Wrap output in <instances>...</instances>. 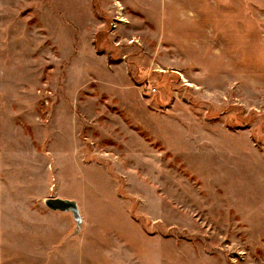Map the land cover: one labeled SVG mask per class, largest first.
<instances>
[{
  "label": "rangeland",
  "instance_id": "obj_1",
  "mask_svg": "<svg viewBox=\"0 0 264 264\" xmlns=\"http://www.w3.org/2000/svg\"><path fill=\"white\" fill-rule=\"evenodd\" d=\"M0 264H264V0H0Z\"/></svg>",
  "mask_w": 264,
  "mask_h": 264
},
{
  "label": "water",
  "instance_id": "obj_2",
  "mask_svg": "<svg viewBox=\"0 0 264 264\" xmlns=\"http://www.w3.org/2000/svg\"><path fill=\"white\" fill-rule=\"evenodd\" d=\"M45 204L51 209H75L76 204L73 200L67 198H60V197H47L45 200Z\"/></svg>",
  "mask_w": 264,
  "mask_h": 264
},
{
  "label": "crops",
  "instance_id": "obj_3",
  "mask_svg": "<svg viewBox=\"0 0 264 264\" xmlns=\"http://www.w3.org/2000/svg\"><path fill=\"white\" fill-rule=\"evenodd\" d=\"M61 198V197H60ZM67 199H69V198H67ZM56 210V209H55Z\"/></svg>",
  "mask_w": 264,
  "mask_h": 264
}]
</instances>
